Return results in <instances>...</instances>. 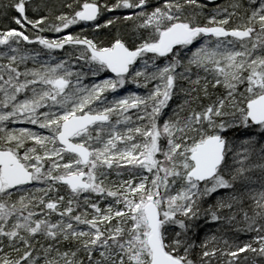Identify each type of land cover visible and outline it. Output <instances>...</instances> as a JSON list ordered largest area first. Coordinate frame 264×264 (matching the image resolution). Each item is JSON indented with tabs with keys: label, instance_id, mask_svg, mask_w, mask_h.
<instances>
[{
	"label": "snow or ice",
	"instance_id": "obj_1",
	"mask_svg": "<svg viewBox=\"0 0 264 264\" xmlns=\"http://www.w3.org/2000/svg\"><path fill=\"white\" fill-rule=\"evenodd\" d=\"M262 141L264 0H0V264H264Z\"/></svg>",
	"mask_w": 264,
	"mask_h": 264
},
{
	"label": "trees",
	"instance_id": "obj_2",
	"mask_svg": "<svg viewBox=\"0 0 264 264\" xmlns=\"http://www.w3.org/2000/svg\"><path fill=\"white\" fill-rule=\"evenodd\" d=\"M53 1H56V0H53ZM58 1V0H57ZM60 1V0H59ZM62 1V0H61ZM226 2V0H219V1H217V3H220V4H223V3H225ZM60 5V4H59ZM53 6H55V7H57L56 6V4L55 3H53ZM58 8V7H57ZM31 15V14H30ZM116 15H119V13H116ZM103 21L101 20V23H102ZM82 29H85L86 30V32H87V35L89 36V37H91L92 35H93V32H92V29H91V27H86L84 24H81V25H78V26H73V28H72V31L73 32H80ZM113 32H115V29H113ZM106 36H107V33L106 32H101L100 34H99V39L100 40H103V39H105L106 38ZM103 78H105L103 75L101 76V79H103ZM129 91H135V86L134 85H126L125 87H124V89L123 90H118V95H125V94H127V92H129ZM109 99H111V97H109ZM228 135H229V137H232V133L231 132H229L228 133ZM237 139H239V137H236ZM262 142H264V141H262ZM258 159H259V157H258V154H256V155H254L253 157H252V162H257L258 161ZM251 175H252V177L254 178V179H256L257 181H259V177H260V173H259V171H255V172H253V173H251ZM253 187H255V188H257V189H259V187H260V185H259V183L257 182L255 185H253ZM215 199V197H213V200ZM211 202V201H210ZM251 203V201H248L246 204H245V207H247L248 206V204H250ZM206 206V205H205ZM217 229H221V230H227V228H226V225H222V224H217V223H208L207 225H205L204 224V222L203 221H201V229L199 230V237H200V239H202L206 234H213ZM250 238V236H242L241 237V239H249ZM199 242V241H198Z\"/></svg>",
	"mask_w": 264,
	"mask_h": 264
},
{
	"label": "rangeland",
	"instance_id": "obj_3",
	"mask_svg": "<svg viewBox=\"0 0 264 264\" xmlns=\"http://www.w3.org/2000/svg\"><path fill=\"white\" fill-rule=\"evenodd\" d=\"M48 2H49L51 5H53V3H55L56 6L58 5L57 7L59 8V4H61L62 1H61V0H60V1H59V0H58V1H57V0H56V1L48 0ZM30 14H31V13H30ZM129 27H131V25H129Z\"/></svg>",
	"mask_w": 264,
	"mask_h": 264
},
{
	"label": "water",
	"instance_id": "obj_4",
	"mask_svg": "<svg viewBox=\"0 0 264 264\" xmlns=\"http://www.w3.org/2000/svg\"><path fill=\"white\" fill-rule=\"evenodd\" d=\"M219 1V0H216V2Z\"/></svg>",
	"mask_w": 264,
	"mask_h": 264
}]
</instances>
